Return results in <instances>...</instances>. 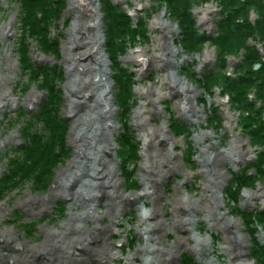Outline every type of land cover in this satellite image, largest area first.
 <instances>
[{"label": "rangeland", "instance_id": "rangeland-1", "mask_svg": "<svg viewBox=\"0 0 264 264\" xmlns=\"http://www.w3.org/2000/svg\"><path fill=\"white\" fill-rule=\"evenodd\" d=\"M180 1L94 0L96 12L93 14V9L90 14H86L87 22L96 21L99 26L95 32L102 39L100 53L109 62L104 92L105 96L110 95L115 110L112 121L118 125L117 132L111 138L113 150L101 154L110 161L109 166L115 169L116 176H106L110 182H117L115 188L109 190H114V195L111 194L113 198L132 196L120 199L123 205L112 216L107 213V203L111 200L102 185L105 179H86L85 171L94 172L89 164L83 166L82 170L85 190L76 192L77 195L72 199L67 195L73 191L54 197L49 202L48 210L41 215H29L21 206L20 201L24 199L29 200L32 207L43 205L47 200L42 201V198L54 189L58 173L74 157L76 150L71 131L76 118L68 114L71 108L67 86L73 81V76L81 72H78L79 69L69 70V67L74 62L85 63V60L71 56L79 50L77 47L67 50V44L74 36V23L79 17L77 10L71 8L69 0H0V77L6 74L12 76L5 83L0 82V93L7 91L10 99L19 102H8L6 107L0 109V182H3L0 187V234L12 232L13 246L17 243L39 247L52 239L46 236V231H62L63 225L72 220L71 215L80 212L83 216L74 221H83L81 230L68 231L64 235V242L70 249L66 251L67 254L54 252V260L50 258L47 261V256L16 248L17 244L14 247L5 245L0 249V264H145L140 250L147 245L145 229L150 230L153 222L159 226H152L150 235L154 237L158 234L161 238L153 240L152 244L163 252L173 251L174 257H170V264H230L229 253H236L240 246L244 250L241 260L263 264L264 174L259 176L257 166L264 162V145L262 142L252 143L253 134L245 126L264 124V99L254 89L244 103L235 106L225 91L224 83L218 81L214 85L210 81L208 84L207 80L210 79L207 77L217 72L223 73L228 80L240 77V73L247 69V53L241 48L243 45L261 54L263 60L259 63L262 65L264 40L259 32L264 31V2L257 0L243 14V18L236 20V23H248L257 31L247 39L246 44L237 46L231 37L224 39L227 34L220 33L222 23L228 14L236 12L237 6H231L229 10L226 9V0H192L189 14L194 23L191 30L194 31L187 34L180 27V20L167 9L168 4ZM36 2H40V7L33 10ZM26 8L29 11L27 20L34 29H31L30 35L24 32L22 25ZM120 11L129 15L126 21L135 32L131 31L129 37L117 40L121 32H117L112 39V31L118 28L115 14L118 16ZM202 13L207 19L204 24L201 21ZM157 18H163L171 28L173 26L162 40L178 52L161 67L151 64L150 60L142 64L131 58L140 52L149 58L160 52L162 42L158 40L162 35L151 28ZM9 22L13 34L4 39L1 31ZM232 31L236 29L232 28ZM195 36L196 41L193 43L190 38ZM115 42L120 45V51H117ZM227 44L232 45V51H224ZM110 50L117 54L115 60ZM8 56L14 63L13 72L8 69ZM125 72L126 75H123ZM245 72L247 74L248 71ZM44 76H48L46 82ZM168 77L188 86L191 93L186 89L184 91L191 99L192 109L184 112L179 109L181 101H185V96H181L184 92L173 87ZM260 77L264 80L262 74ZM120 80L130 81L129 92L123 90ZM52 87L57 89L61 99L58 105L59 119L68 126L66 146L70 151V159L57 169L54 184L45 194L33 192L34 181L31 179L19 180L8 186L10 176L8 171L6 173L7 166L8 170H13L12 165L24 158L23 151L29 144L27 131L32 126L35 127L33 130L42 131L39 117L46 107L53 108L49 101ZM149 92L159 93L162 98L155 102L158 108L156 114L150 113L153 107L150 99L155 96ZM75 94L74 99L82 103V97ZM32 95L39 97L33 107L28 105ZM121 97L129 98L125 101L128 104L126 108L131 109L124 114ZM88 101L75 108L80 116L77 123H81L79 119L83 116L96 113L94 107L99 99L93 97ZM188 103L184 102L185 106L189 107ZM142 107H146V115L151 116L146 125L156 132L164 128L166 136L170 138L168 144L161 139L155 149H152V144H145L142 134L147 129L140 127L135 116V112ZM251 128L254 129L253 126ZM128 131L130 140H134L137 148L132 154L133 158H130L133 160L124 161L122 146H131L128 138L124 139ZM102 138L105 140V136ZM234 145L245 152L244 159L239 163L225 157L228 153L233 154ZM147 154L157 156L156 164L149 165ZM169 155L174 156L177 168L163 177L161 175L168 169L163 163ZM88 167H91L90 170ZM8 187L12 188L11 192ZM97 190L99 195H96ZM148 190L152 192L151 195L147 194ZM90 194L96 198L93 199L94 196ZM253 194L255 196L251 197ZM177 196H182L184 207H188H181L178 216V208L174 203V197ZM216 202L218 206L214 207ZM91 205H96V208L93 210ZM155 207H158L157 210L151 212ZM152 214L157 218L153 219ZM217 215L232 222L223 229L224 222ZM235 223L238 224L237 229ZM78 238L92 239L88 242L89 248L75 246L73 242H77ZM0 241L5 243L3 238ZM228 246L229 250L225 249ZM111 252L116 253L117 260L110 259V263L102 260L108 259ZM136 253H140L139 257H134Z\"/></svg>", "mask_w": 264, "mask_h": 264}, {"label": "bare ground", "instance_id": "bare-ground-1", "mask_svg": "<svg viewBox=\"0 0 264 264\" xmlns=\"http://www.w3.org/2000/svg\"><path fill=\"white\" fill-rule=\"evenodd\" d=\"M69 1H70L71 8H75L77 12L79 13L78 14L79 17H77L76 19L77 21L74 23V26H73L74 36L71 37V41L67 44L69 45L67 50L71 51L74 49V46L77 47L79 50L76 52H73L71 56L77 59L79 58V59L85 60V63L78 64L74 62L72 63V66L69 67V70L72 68L75 69L74 71L79 69L80 71L78 72H81V73H79L80 75L76 74L75 76H73V81L70 83V85L67 86V92L70 93L69 103H70V108H71L68 114L69 116L76 118L74 122L73 131H71V135L73 137L72 142L74 144L76 152L74 154L73 159L68 164V166L58 173V177L56 179L54 189L45 198H42V201L47 200L48 202L46 201L43 205L32 207V204L29 202V200L24 199L20 201V204L23 208H25L28 211L29 215H32V214L41 215L46 210H48L49 202L54 197L60 196V195H66V193L68 194V192L73 191V193L67 195L70 197V199H72L74 196L77 195L75 194L76 192L78 193L82 190H85L84 188L85 183L82 180V170L84 169L83 166H88L89 164V166L93 167L94 172L85 171L87 173L85 174L86 179L94 180V178L96 177H99V179H103V178L105 179V181L102 182V185L105 188V193L107 194L108 192L109 200H111L107 203V207H108L107 213H110L112 216H114L119 211L120 206L123 205L122 203H120L122 202L121 200L127 199L128 197H132V196L131 195H125L123 197L114 196V198L111 196V194L114 195V192H113L114 190L112 189V191H110L109 188H115V186L117 185V182L116 181L110 182L107 179V177L116 176L115 171H114L115 169L113 170V168L109 166L108 163L110 161H108V159L105 158V155H101L104 152L108 153L113 150L114 145L111 142V138H112V135L118 130V127H117L118 125H115V123H113L112 117H111L113 116L115 110L113 109V106L111 104V99L109 98L110 95L108 94L105 96V92H104V89L106 86L104 82L107 80L108 74L106 70H109L108 68L109 62L105 59L102 53H100L102 39L100 38L99 34L95 32V30L97 31V28L99 30V26L97 22L96 21L87 22L86 14H90L91 11L94 9V6H95L93 4L94 0H69ZM95 12H96V9H94L92 13L94 14ZM27 13L28 11L25 10V14H23L24 23L22 25L24 28V32H28V28L26 27L27 25L26 20L29 14ZM201 21L203 24L207 22V19L205 18L204 13H202ZM11 22H9V24H5V26H3L2 28L1 37L4 39H8L10 35L13 34L11 30V25H10ZM168 24L169 23H167V21H164L163 18H157L151 25L152 30L158 31L162 35L161 38L158 40L162 42L160 52L154 53L150 58L144 52H140L138 55L131 56V58L138 62L141 61L142 64H145L148 60H150L149 62L151 64H155L157 65V67H161L163 64H165L167 60L168 61L171 60L172 56L178 55L177 54L178 52H176L174 49L169 47L166 43H163V40H162V37H164L165 33L170 32L171 29L173 28V26L171 28L170 24L169 25ZM206 26H208V24H206ZM224 49L227 51H232L229 47H225ZM24 59H25V56H23V60ZM68 61H71V60H68ZM7 63H8V69L12 70L13 72L14 70L13 61L9 58V60H7ZM252 70L257 71L258 67L252 66ZM246 75H247L246 72L242 71L240 73L239 79L246 77ZM2 76L3 77H0L1 83H5L7 80L12 79V76H7V74L2 75ZM44 77H48V76H44ZM168 80L170 83H172L173 87L179 88L178 89L179 91L184 92V94L181 95V96H185L184 102H187V103L189 102L188 103L189 107H187L185 106L184 102L181 101V104H179L178 106L179 109L182 110V112L187 111L188 109L189 110L192 109L191 99L185 92V91L190 92V89L188 90V86L187 85L184 86L180 84V81L172 80L171 77L170 78L168 77ZM74 94L82 97L83 102L78 103L73 97ZM148 94L155 96V98L150 99V102H152L151 105H153L150 113L156 114V112H158V108L156 107L155 102L157 100L159 101L162 99L160 98L161 95L155 92H149ZM93 97H97L99 99L98 104L94 107V110L96 113H92V114L90 113L91 115L89 114V116L87 117L83 116L82 118L79 119V122L81 123H77L78 118L80 116L76 113L75 108L83 104L85 101L90 102L88 100H92ZM10 98L11 97L9 95V92L4 91L3 93H0V109H3L4 107H6L5 104L8 102H11L12 104H19L18 101H15ZM28 100H29V104H28ZM28 100H27V104L33 107L38 102L39 97L32 95L30 99ZM146 110H147L146 107H142L138 111L135 112V116H136V119L138 120L140 127L147 129V131L143 132L142 134V138L145 144H152V149L156 148L155 145L158 144V141L160 139L162 142L164 141L165 144H168L170 142V138L166 136L164 128L163 129L159 128L157 129L159 131L156 132L153 128H149L146 125L148 123V119L151 117V116L146 115L147 114ZM129 111H131V109H128V111H122V114H124V112H129ZM228 124H230V121L228 122ZM34 128L35 127L32 126L31 130L27 131V133L36 132L38 133L37 135H43L40 137L45 139L44 137L45 131L33 130ZM102 136H105V140L102 138ZM29 141H32V139L31 140L29 139ZM45 144L51 145V143L47 139L45 140ZM233 147H234L233 154L228 153L227 155H225V157L229 158L231 161L235 163H239L238 161H241L244 159L242 157L245 156V152L241 151L240 148L237 147L236 145H234ZM147 158H148V161L150 162L149 165L156 164L155 162L157 161L156 159L157 156L151 157V154H147ZM69 159H70V154L60 159L58 164L54 167L52 171V175L49 178L50 180L45 189H42V185L40 183L33 182L34 186L31 184L33 186V192H35L36 194L37 193L45 194L46 192H48L49 189L51 188V184H54V178L56 176L57 169L61 167V165H64ZM173 159H174V156L172 155H169L167 158H165L163 165H167L168 169L165 170V172L161 176H163L164 174L168 175L171 171L176 170L177 166H176V163H174ZM19 160L27 161V157L20 158ZM80 166L82 167L81 169H80ZM88 168L90 170L91 167H88ZM7 171H8L9 176H13L14 174L18 173L16 170H12V169L8 170V166L6 169V173ZM158 172L161 173V170H158ZM96 185L98 186V183H96ZM9 190L11 192L12 188L8 187V191ZM13 191H14V188H13ZM84 193H88V192L85 191ZM151 193L152 192L148 190L147 194L151 195ZM96 195H99V190L96 191ZM253 196H255V194L251 195V197ZM247 197L250 198L249 195H247ZM94 198L96 197L94 196L93 199ZM214 198L216 199V197ZM96 200L97 199H95V201ZM182 202H184L182 199V196L174 197V203H175L176 209L178 208L176 211L177 216L180 215L181 213V210H180L181 207L185 206V202L184 203ZM186 204H189V202H187ZM91 206L93 207V210L96 208V205L95 206L91 205ZM213 206L217 207L218 202H216V205L213 204ZM157 208L158 207H155V209L154 210L152 209L151 212H154L155 210H157ZM187 208L188 207H184L182 209H187ZM82 217L83 216L80 214V212L75 213L71 215L72 220L69 223H66V225H63L62 231H56V232L46 231L45 232L46 236L52 239H50L49 242L45 243L42 246H39V247L32 246L31 247L29 245L15 243L17 244L16 248L20 247V249L24 248V251H33L34 253L32 254H36L38 256L43 254L44 256H47L45 257V260L47 261L50 258L54 260V256L52 255V253L54 252L55 253L58 252L61 255L67 254L66 251L70 249L68 247V244L64 242V235L68 231L77 232L81 230L82 228L81 225L83 224V221L82 220H80L79 222H74V221L81 219ZM216 217L219 218L220 220H223L224 222V225H222L223 229L227 228L229 224L232 222L227 219H224L221 215H217ZM152 218L156 219L157 216L152 214ZM153 223H152L153 227L159 226L158 224L154 225ZM234 225L236 226V229H237L238 224L235 223ZM152 226L150 227V230L149 228L145 229V231H147L146 232L147 245L142 247V249L140 250V253L143 256V259L146 261L145 264H170L169 259L170 257L171 258L174 257V253H172L173 251L169 253L163 252L161 248H158L157 246L155 247L152 244L153 240L155 239L158 240L161 238V236L158 237V234L154 237H152L153 235H150ZM1 238H3V241L5 243L0 241L3 243L2 245H0V249L5 247V245L13 246L12 244L14 243V236L12 232L7 231L6 233L4 232L1 233L0 240ZM89 241H92V239L82 240L78 238L77 242H73V244L75 246L77 245V246H82L83 248H89V243H88ZM237 242H239V240ZM240 247H241L240 250L237 251L236 253L234 252L229 253L230 264H250L247 261L241 260V256L242 254H244V250H243V246H240ZM225 249L229 250V246L225 247ZM140 253H136L134 257H139ZM19 258L20 257H18L16 260H18ZM110 259L117 260L118 257L116 253L111 252V254H109L108 259L103 258L102 260L104 261L107 260V263H110L109 261ZM42 264H44V262H42ZM49 264H53V263L49 262Z\"/></svg>", "mask_w": 264, "mask_h": 264}, {"label": "trees", "instance_id": "trees-1", "mask_svg": "<svg viewBox=\"0 0 264 264\" xmlns=\"http://www.w3.org/2000/svg\"><path fill=\"white\" fill-rule=\"evenodd\" d=\"M52 1V0H50ZM223 1V0H222ZM229 9L231 6H237L238 9H235L236 12L234 14H228L226 21H224L221 25L222 30L220 33L223 35L227 34V37H231L233 40V44L235 45H241L246 44L247 39H249L251 36L254 35L256 29L249 25L248 23L243 24L242 23H236V20L243 18V14H246L249 7H252L256 4L257 0H226ZM34 2V1H30ZM259 2H264V0H259ZM40 2H36L33 4V10H36L37 7H40ZM192 0H182L180 2L174 3V4H168L167 8L170 11L171 15H173L175 18L180 20V27L183 29L184 33L191 32L192 26H194L193 20L190 18V9H192ZM57 8V7H56ZM224 7H222L223 9ZM27 10V8L25 9ZM28 11V10H27ZM29 12V11H28ZM115 18L117 22L119 23L118 28L114 29L112 31L113 38L117 35V32H121V35L117 37V40H121L122 38L129 37L131 35V31L134 33L135 31L130 28V25L126 21L127 15L122 11H120V14L118 16L115 14ZM24 23V19L22 20ZM30 23L28 20H26V27L28 28V33L32 32V27L30 26ZM36 24V23H35ZM243 24V25H241ZM220 27V28H221ZM231 27V28H230ZM232 28H235L236 31L233 32ZM34 31V29H32ZM194 31V30H193ZM261 34L262 39L264 40V31L259 32ZM256 35V34H255ZM36 37V35H35ZM196 36L193 37V39L190 38V41L195 43ZM230 41V39H228ZM115 45L117 46V51H120L121 48L118 43L115 42ZM228 45V44H227ZM230 49L232 48V45H228ZM225 48V47H224ZM246 50V58L245 63L247 69L244 71H248L246 77L237 79H229L224 78L222 74L217 75H210V80L208 81V84L210 81L213 82L214 85H217L216 82L224 83L225 91L226 93L231 97L233 104H240V102L244 103V101L247 100L248 95L254 90L257 89V93L259 94V97L264 99V80L261 79V74L264 76V63H262L261 69L256 72L252 70V66L256 63L261 62V56L257 51L250 47H243ZM113 50V49H111ZM109 51L113 58L116 57L115 54H113L112 51ZM233 50V49H231ZM226 52H230L224 49ZM119 53V52H118ZM116 58H114L115 60ZM122 71V70H121ZM46 74V73H43ZM123 75H126V72L123 73ZM128 78V77H127ZM48 77H44V81L46 82ZM122 82L123 90L129 92L130 81L120 80L119 83ZM210 86V85H205ZM53 90L51 91L52 94L49 96V101L52 102L53 108L46 107L42 114L39 117L40 125L42 126V131H45V139L40 137L43 135H37L38 133H29L28 138L32 141H29L30 144L27 145L28 148H26L23 151L24 158L27 157V161H16L18 164H13L12 167L13 170H16L18 173L14 174L13 176H10L8 179V186H12V183H16L19 180L24 179H31L34 182H38L42 185V189H45L47 187V184L49 182V178L52 175V171L54 167L58 164L61 158L68 156L70 154L69 149L66 146V137L68 134V126L66 123L61 122L58 116V105L61 103V99L59 98V94L57 92V89L52 87ZM207 88V87H206ZM55 91V92H54ZM123 95H126V93H123ZM121 105L125 108L124 111H128L126 108L128 104L125 102L126 100H129V98L121 97ZM264 101V100H262ZM236 106V105H235ZM249 118V116H247ZM249 120V119H248ZM126 123V122H125ZM126 125V124H125ZM254 127L252 129L251 127ZM247 131L250 132V134H253L252 142H262L264 145V124H259V126L254 123L250 127L245 126ZM129 131L127 132L124 139L128 138V142L131 146L126 147L122 146L124 149V161H131L133 159L132 154L134 153L135 148H137L136 144L134 143V140H130ZM48 140L51 145L45 144V140ZM133 143V144H131ZM126 150V151H125ZM135 154V153H134ZM126 158V159H125ZM136 158V157H135ZM257 172L259 176L264 174V162L260 163L257 166ZM3 184V182H0V187ZM1 191V190H0ZM2 195V191L0 192V197ZM264 255V251L262 252ZM264 264V262H263Z\"/></svg>", "mask_w": 264, "mask_h": 264}]
</instances>
